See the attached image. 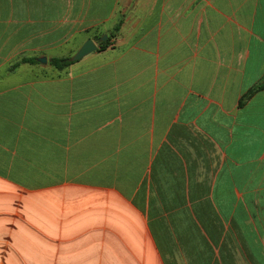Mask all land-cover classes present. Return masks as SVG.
Returning <instances> with one entry per match:
<instances>
[{
  "label": "crops",
  "instance_id": "obj_1",
  "mask_svg": "<svg viewBox=\"0 0 264 264\" xmlns=\"http://www.w3.org/2000/svg\"><path fill=\"white\" fill-rule=\"evenodd\" d=\"M263 79L264 0H0V264H264Z\"/></svg>",
  "mask_w": 264,
  "mask_h": 264
},
{
  "label": "trees",
  "instance_id": "obj_2",
  "mask_svg": "<svg viewBox=\"0 0 264 264\" xmlns=\"http://www.w3.org/2000/svg\"><path fill=\"white\" fill-rule=\"evenodd\" d=\"M124 18H120L119 22L117 23V25L114 28V32L113 35H115V33H117L123 23ZM110 39L111 36L109 35V37L105 40V41H101V49L106 48L109 44H110ZM36 63L37 60L34 57L31 58H24L22 59V61H20L19 63H17L15 66H18L21 63ZM73 63V60L71 59V57H57V58H52L50 60V64L57 69H64L66 67H68L69 65H71ZM264 89V79L259 82L257 85H255L253 88H251L248 93H246V95L242 98L241 100V104H243L246 100H248L254 93H256L259 90Z\"/></svg>",
  "mask_w": 264,
  "mask_h": 264
},
{
  "label": "water",
  "instance_id": "obj_3",
  "mask_svg": "<svg viewBox=\"0 0 264 264\" xmlns=\"http://www.w3.org/2000/svg\"><path fill=\"white\" fill-rule=\"evenodd\" d=\"M107 35H105L102 39H106ZM97 49V45L95 44V42L92 39H88L83 45L82 47L71 57V59L73 61L79 60L83 57H85L86 55L90 54L91 52L95 51ZM40 62L42 63H47V57H40L38 59Z\"/></svg>",
  "mask_w": 264,
  "mask_h": 264
}]
</instances>
